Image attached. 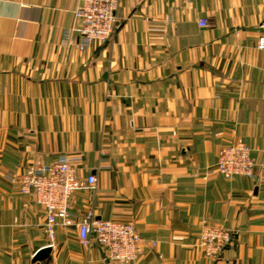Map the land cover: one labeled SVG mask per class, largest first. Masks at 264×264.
<instances>
[{"label":"crops","instance_id":"1","mask_svg":"<svg viewBox=\"0 0 264 264\" xmlns=\"http://www.w3.org/2000/svg\"><path fill=\"white\" fill-rule=\"evenodd\" d=\"M79 5L0 0V264H124L61 227L34 263L45 211L8 175L60 157L97 177L72 197L79 218L139 231L129 264H264V0H124L112 39L83 51L63 36ZM237 138L256 179L216 172ZM204 220L233 234L216 260L198 246Z\"/></svg>","mask_w":264,"mask_h":264},{"label":"built area","instance_id":"2","mask_svg":"<svg viewBox=\"0 0 264 264\" xmlns=\"http://www.w3.org/2000/svg\"><path fill=\"white\" fill-rule=\"evenodd\" d=\"M75 11V25L65 29L63 36L83 51L94 44L109 42L116 33L119 18L117 11L124 0H79ZM201 27L209 21L201 19ZM257 49L264 51V35L258 39ZM256 163L252 150L237 138L223 147L218 155L216 172L228 180L237 177L256 179ZM8 178L18 185L20 193L45 211V233L54 248L56 229L75 228L80 242L86 248L98 243L109 262L129 264L144 254L145 244L133 223L96 219L93 212L84 217L73 212L71 200L78 191L95 189L97 177L90 174L86 179L76 176L75 160L60 157L53 163L35 160L23 175L10 173ZM233 243L232 232L223 227L202 221L198 246L208 259H218Z\"/></svg>","mask_w":264,"mask_h":264},{"label":"water","instance_id":"3","mask_svg":"<svg viewBox=\"0 0 264 264\" xmlns=\"http://www.w3.org/2000/svg\"><path fill=\"white\" fill-rule=\"evenodd\" d=\"M51 251L52 249L50 247H44L38 251V253L35 255L34 263L41 262V261H47L51 259Z\"/></svg>","mask_w":264,"mask_h":264}]
</instances>
